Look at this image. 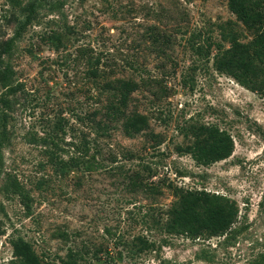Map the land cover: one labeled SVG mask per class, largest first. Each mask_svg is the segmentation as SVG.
<instances>
[{"label":"rangeland","instance_id":"374dc122","mask_svg":"<svg viewBox=\"0 0 264 264\" xmlns=\"http://www.w3.org/2000/svg\"><path fill=\"white\" fill-rule=\"evenodd\" d=\"M233 35L251 40L226 0H0L15 87L0 106V264L13 243L51 264H264V95L213 65ZM117 80L138 85L124 116L106 109ZM132 115L147 128L129 137ZM193 124L228 133L232 154L197 164ZM175 188L233 200L230 232L165 233Z\"/></svg>","mask_w":264,"mask_h":264},{"label":"trees","instance_id":"16d2710c","mask_svg":"<svg viewBox=\"0 0 264 264\" xmlns=\"http://www.w3.org/2000/svg\"><path fill=\"white\" fill-rule=\"evenodd\" d=\"M227 8L243 28L251 35V40L244 44L232 36L227 49L218 48L213 57V65L217 72L224 74L246 90L264 95V0H226ZM31 9V5H30ZM32 11V10H30ZM28 22V19L25 20ZM24 24H19L14 35L4 47L3 53L10 54L14 42L20 37ZM199 51V49H198ZM200 52V51H199ZM91 75L96 76L95 72ZM13 72L9 67L0 69V106H5L6 97L13 93ZM117 86L108 85L113 90V102L107 106V112L115 116H124L131 94L138 85L133 81L117 80ZM4 118L0 119V145L6 135ZM96 127L102 130L103 126L97 122ZM124 132L132 137L147 128L144 117L128 116L123 123ZM186 135L192 139L188 149L191 158L201 166H208L227 159L233 152V141L228 133L216 126L190 125ZM66 167H79L86 172H93L100 165L91 161L72 159L70 163H63ZM1 166V157H0ZM14 191L23 196L21 186L16 183ZM176 201L167 211V220L162 225L165 233L184 236L189 239L199 237H221L230 232L238 216L236 203L225 196L206 192L204 190L173 191ZM13 257L11 264H51L40 263L30 251L27 244L13 243Z\"/></svg>","mask_w":264,"mask_h":264}]
</instances>
